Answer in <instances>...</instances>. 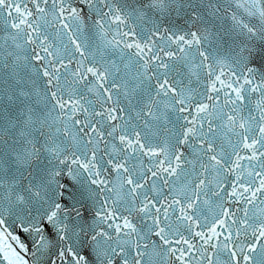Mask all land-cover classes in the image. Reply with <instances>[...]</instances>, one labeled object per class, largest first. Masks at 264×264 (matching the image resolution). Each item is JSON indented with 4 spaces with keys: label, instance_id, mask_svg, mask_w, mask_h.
Masks as SVG:
<instances>
[{
    "label": "snow or ice",
    "instance_id": "6c2138e0",
    "mask_svg": "<svg viewBox=\"0 0 264 264\" xmlns=\"http://www.w3.org/2000/svg\"><path fill=\"white\" fill-rule=\"evenodd\" d=\"M0 264H264V0H0Z\"/></svg>",
    "mask_w": 264,
    "mask_h": 264
}]
</instances>
